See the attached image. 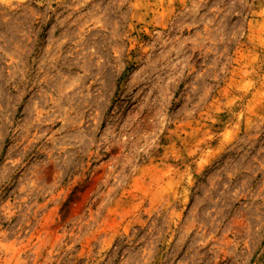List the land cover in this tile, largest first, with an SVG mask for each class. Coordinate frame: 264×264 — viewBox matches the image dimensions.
Segmentation results:
<instances>
[{"label": "rangeland", "instance_id": "obj_1", "mask_svg": "<svg viewBox=\"0 0 264 264\" xmlns=\"http://www.w3.org/2000/svg\"><path fill=\"white\" fill-rule=\"evenodd\" d=\"M0 264H264V0H0Z\"/></svg>", "mask_w": 264, "mask_h": 264}]
</instances>
